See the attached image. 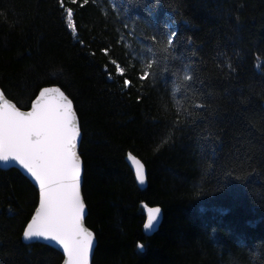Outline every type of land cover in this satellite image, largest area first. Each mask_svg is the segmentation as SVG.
Segmentation results:
<instances>
[{
	"label": "trees",
	"instance_id": "1",
	"mask_svg": "<svg viewBox=\"0 0 264 264\" xmlns=\"http://www.w3.org/2000/svg\"><path fill=\"white\" fill-rule=\"evenodd\" d=\"M53 85L79 118L91 264H264V0H0V89L24 110ZM37 200L0 168V264L61 263L22 240Z\"/></svg>",
	"mask_w": 264,
	"mask_h": 264
},
{
	"label": "snow or ice",
	"instance_id": "2",
	"mask_svg": "<svg viewBox=\"0 0 264 264\" xmlns=\"http://www.w3.org/2000/svg\"><path fill=\"white\" fill-rule=\"evenodd\" d=\"M67 20L74 31L70 8ZM177 35L173 31L169 43ZM148 67L151 68V64ZM117 72L123 75L118 65ZM147 76L145 72L140 79ZM123 83L127 87L130 81ZM80 136L73 102L59 87L43 88L30 111H21L0 92V162L12 161L19 165L38 186L39 192V206L26 224L22 237L25 241L55 243L66 256L65 264H89L94 239L83 223L82 162L77 151ZM128 158L135 165L138 182L145 183L144 165L131 154ZM160 211L158 207H146L145 231H150L158 221Z\"/></svg>",
	"mask_w": 264,
	"mask_h": 264
},
{
	"label": "water",
	"instance_id": "3",
	"mask_svg": "<svg viewBox=\"0 0 264 264\" xmlns=\"http://www.w3.org/2000/svg\"><path fill=\"white\" fill-rule=\"evenodd\" d=\"M46 87H58V86H55V85H53V86H46ZM46 87H42L39 91H38V93H37V95L35 96V98L39 95V92L43 89V88H46ZM60 88V87H59ZM61 89V88H60ZM62 91V90H61ZM0 92H2L3 93V91L0 89ZM4 94V93H3ZM66 95V94H65ZM4 97H5V99L6 100H8L9 102H11V103H13L11 100H9L5 95H4ZM35 98L31 101V104H30V107L28 108V109H20L21 111H30L31 110V105H32V103L34 102V100H35ZM14 104V103H13ZM73 110H74V112L76 113V111H75V109H74V106H73ZM76 116H77V113H76ZM77 120H78V125H79V128H80V123H79V118H78V116H77ZM81 132V131H80ZM80 140H81V136L78 138V142H77V151H78V149H79V143H80ZM78 154H79V152H78ZM81 162H82V160H81ZM128 163H129V166L131 167V169H132V171H133V173H134V176H135V178H136V174H135V165H133L132 164V162L128 159ZM0 168H2V169H7V168H15V169H17L21 174H23L31 183H32V185L35 187V189L37 190V193H38V200H37V204H36V207H35V209L39 206V192H38V186L37 185H35L34 184V182L24 173V170L22 169V168H20V166L19 165H17L15 162H12V161H10V162H8L7 164H5V163H2V162H0ZM136 181L138 182V180L136 179ZM82 182H83V162H82V174H81V195H82ZM139 183V182H138ZM82 199H83V196H82ZM84 201V200H83ZM85 204V203H84ZM147 208H156V207H158V206H146ZM146 207H144V215H145V218H144V223L146 222V220H147V213H146ZM159 208V207H158ZM35 209L33 210V212H32V215H34V213H35ZM161 210V209H160ZM32 215H31V217H32ZM86 215H87V209H86V205H85V214H84V220H83V223H84V226L88 229V230H90L86 225H85V218H86ZM31 217L29 218V220L27 221V223L30 221V219H31ZM161 218H162V211H160V214H159V217H158V221L152 226V228H151V230L150 231H145V229H144V227H143V230H144V232H146L147 234H151V233H153L156 229H157V227H158V225L160 224V221H161ZM26 223V224H27ZM144 223H143V225H144ZM25 227H26V225H25ZM24 227V228H25ZM24 230V229H23ZM91 231V230H90ZM92 232V231H91ZM93 233V232H92ZM94 235V234H93ZM22 240H23V242H25V243H30V242H34V241H38V242H40V243H42V244H45V245H48V246H50V247H52V248H54L55 250H57L61 255H62V261H61V263L60 264H65V261H66V256L63 254V250H62V248H60L59 246H57L55 243H53V242H51V241H44V240H31V241H25L24 239H23V237H22ZM95 246H96V239H95V236H94V239H93V246H92V249H91V251H90V256H89V264H91V261H92V256H93V252H94V249H95ZM140 249H141V247H140Z\"/></svg>",
	"mask_w": 264,
	"mask_h": 264
}]
</instances>
